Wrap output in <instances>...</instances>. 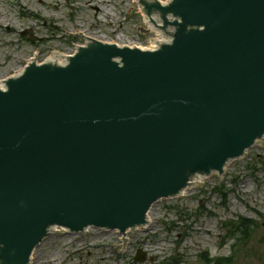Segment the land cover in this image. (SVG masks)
Returning <instances> with one entry per match:
<instances>
[{"label": "water", "instance_id": "1", "mask_svg": "<svg viewBox=\"0 0 264 264\" xmlns=\"http://www.w3.org/2000/svg\"><path fill=\"white\" fill-rule=\"evenodd\" d=\"M143 8L161 20L156 50L91 42L5 80L0 264H29L54 227H144L154 203L264 136V0Z\"/></svg>", "mask_w": 264, "mask_h": 264}, {"label": "rangeland", "instance_id": "2", "mask_svg": "<svg viewBox=\"0 0 264 264\" xmlns=\"http://www.w3.org/2000/svg\"><path fill=\"white\" fill-rule=\"evenodd\" d=\"M139 9L132 0H0V82L30 59L73 54L85 38L145 47L157 36ZM247 220V236L234 233ZM101 231L49 234L30 264H136L139 249L142 264H264V136L220 176L156 203L147 227L128 233L124 245L117 233Z\"/></svg>", "mask_w": 264, "mask_h": 264}, {"label": "bare ground", "instance_id": "3", "mask_svg": "<svg viewBox=\"0 0 264 264\" xmlns=\"http://www.w3.org/2000/svg\"><path fill=\"white\" fill-rule=\"evenodd\" d=\"M132 1L133 2H137L140 5L139 11L142 13V15L144 17V22L149 28L148 30L150 32L151 31L155 32V34L157 36L155 39L149 41L148 45L146 47H138V46H122V45H118V44H115V43L100 42L99 40H95V39H92V38H85L86 39L85 46L88 45L91 42H95V43H98V44L104 45V46H108V45L109 46H114V47H117L118 49L128 48V49H138V50H141V51H150L151 52V51L156 50L160 44L166 42L165 41L166 40L165 37L163 36L162 32L159 30V27L161 26V20H160L159 16L157 14H155V13H150L149 14L147 11L144 10L145 8H143L144 2H148V3L154 2L156 4H159L160 6H164L160 2V0H132ZM79 48H81V47H77L76 50H75V53L71 54V55L53 53L42 64H45V65L55 64V65H58V66H65L67 64V62L69 61V59L72 58L78 52ZM33 63L35 65H39L40 64V63H37V60L33 58V59L29 60V62L27 63L26 67H28L31 64L33 65ZM23 70H24V68L22 70L18 71L16 73V76H14L13 78L15 79V78L21 76L22 73L24 72ZM5 80H7V79H5ZM5 83H6L5 81L0 82V90H4L5 89ZM223 172L224 171H222L220 174H222ZM200 180H202V179L201 178L193 179L189 183L187 188L184 191L181 192L180 196L184 195L188 190H190V188H192L194 186V184L197 181H200ZM149 220H150V212H148L146 214V223L149 224ZM52 232H56V231H52ZM125 236H126V233L119 234V237L121 238V240H124Z\"/></svg>", "mask_w": 264, "mask_h": 264}, {"label": "trees", "instance_id": "4", "mask_svg": "<svg viewBox=\"0 0 264 264\" xmlns=\"http://www.w3.org/2000/svg\"><path fill=\"white\" fill-rule=\"evenodd\" d=\"M250 221L240 222L237 227L234 228V233L241 234L242 236H247V234L251 231L252 226L250 225ZM210 263V260L207 261V264ZM220 260L214 261L213 264H219Z\"/></svg>", "mask_w": 264, "mask_h": 264}]
</instances>
